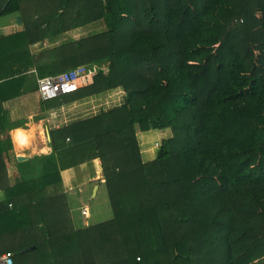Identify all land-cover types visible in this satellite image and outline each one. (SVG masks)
<instances>
[{
	"label": "trees",
	"instance_id": "1",
	"mask_svg": "<svg viewBox=\"0 0 264 264\" xmlns=\"http://www.w3.org/2000/svg\"><path fill=\"white\" fill-rule=\"evenodd\" d=\"M11 14L23 29L0 37L1 135L12 127L3 104L32 71L109 65L57 105L126 94L52 132L53 153L15 184L13 143L0 138V192L12 205L0 248L13 264H264V0H0V17ZM98 21L105 32L31 51ZM94 159L113 218L77 229L61 171Z\"/></svg>",
	"mask_w": 264,
	"mask_h": 264
},
{
	"label": "crops",
	"instance_id": "2",
	"mask_svg": "<svg viewBox=\"0 0 264 264\" xmlns=\"http://www.w3.org/2000/svg\"><path fill=\"white\" fill-rule=\"evenodd\" d=\"M19 24V26L13 24L16 30L14 33L23 29V25ZM16 28H21V30H17ZM105 31L106 26L104 22L98 21L84 28L67 32L60 37L38 43L31 48V51L33 54H38L46 49L37 50V48L46 43L52 42L51 48H53ZM10 34L13 33L3 36ZM28 77L29 79L22 95L3 104L8 113L9 124L12 127H10L11 129L8 133L0 134V138L10 137L13 143V151L5 155L8 177L12 184L21 180L23 175L29 176L30 173L35 172L31 170L33 169L32 167L27 168V166H31L30 162L36 160V158L49 157L53 153L51 145L52 132L121 107L125 103L126 94L121 88L78 100L70 99L66 102L62 101L59 105H57V101L44 102L38 93V79L35 71L30 72ZM35 83L36 87L34 86ZM16 134L22 135L25 143L18 142L15 138ZM19 157H24L26 160L19 161ZM61 177L62 185L60 193L64 201H66V220L69 219L77 229L88 227L90 225L88 219L81 216L82 214L79 216L77 211L79 208L81 211L84 208L88 209V207L78 206L79 204L81 206V196L87 192L90 186L92 189L97 188L96 196L93 195V198L98 197L102 187L105 188L101 161L94 159L79 165L67 166L65 169H62ZM11 208L12 205L6 201L4 194L0 192V215ZM89 218H92L90 211ZM5 253L7 252L0 248V255H4Z\"/></svg>",
	"mask_w": 264,
	"mask_h": 264
},
{
	"label": "built area",
	"instance_id": "3",
	"mask_svg": "<svg viewBox=\"0 0 264 264\" xmlns=\"http://www.w3.org/2000/svg\"><path fill=\"white\" fill-rule=\"evenodd\" d=\"M100 73H109V65L80 66L61 74L39 78L38 93L44 102L72 95L92 86ZM82 215L89 219V209L84 208ZM0 264H13L12 254L0 255Z\"/></svg>",
	"mask_w": 264,
	"mask_h": 264
},
{
	"label": "rangeland",
	"instance_id": "4",
	"mask_svg": "<svg viewBox=\"0 0 264 264\" xmlns=\"http://www.w3.org/2000/svg\"><path fill=\"white\" fill-rule=\"evenodd\" d=\"M29 13L35 15L36 13H41V11L39 12L34 11L32 7L29 10ZM18 18H20L19 14H11V15L0 17V37H2L3 35L9 34V33H14L16 31L14 29L13 24H17L18 26L20 25L18 22ZM16 29L21 30V28H16ZM51 46H52V42H49V43H46L38 47L37 50L51 48ZM34 86L36 87V83L34 84ZM30 167L31 166H27V168H30ZM94 190L95 189L94 188L92 189V187L90 186L87 189V192H85V194L81 196L82 203H81V206L80 204L78 206V207H88L90 214L92 216L91 219L90 218L88 219V223L90 225H95V224H99L105 221H109L113 218V212L110 206L109 196H108V192L106 188L102 187L97 198H93ZM81 212L82 211L79 208L77 211L79 216L82 214ZM82 218L84 219V217ZM7 254H10V253H7Z\"/></svg>",
	"mask_w": 264,
	"mask_h": 264
},
{
	"label": "water",
	"instance_id": "5",
	"mask_svg": "<svg viewBox=\"0 0 264 264\" xmlns=\"http://www.w3.org/2000/svg\"><path fill=\"white\" fill-rule=\"evenodd\" d=\"M18 22H19V23L21 22L20 18H18ZM18 160H19V161H24V160H26V158H24V157H19ZM96 191H97V188H95L94 196H96Z\"/></svg>",
	"mask_w": 264,
	"mask_h": 264
}]
</instances>
